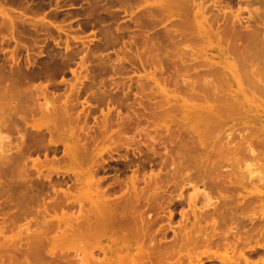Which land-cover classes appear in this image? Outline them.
<instances>
[{
	"label": "rangeland",
	"instance_id": "rangeland-1",
	"mask_svg": "<svg viewBox=\"0 0 264 264\" xmlns=\"http://www.w3.org/2000/svg\"><path fill=\"white\" fill-rule=\"evenodd\" d=\"M32 1L34 2V0ZM32 1L29 2V0H6L5 2L2 3L1 7L6 10L24 12L29 8L31 9H33V7L35 8L36 4L41 2V1H37V3L36 2L33 3ZM125 1L119 0V2H122L121 4V3H118L116 0H77V2L74 4L73 7H71V4H68L67 6L62 5L61 7H59L60 8L59 9V8H56L55 3L49 4L50 0H46L44 3V6L42 5L41 7L47 8L45 9L47 10V14L51 16L52 22L55 23V25L59 28V31L64 35L63 42L59 45V47H56L55 43H53L51 39L48 41L44 37L45 35H41L42 37L39 39L38 43L32 48H30V51L28 52L29 57L37 61H40L42 59H47L48 55L46 54H44V56L40 55L41 52L44 51L45 48H48L49 52L51 51H54V53L59 52L60 57L62 58H66L67 57L66 55H68L70 51H73V52L76 51V52L74 53V56L72 59H69L68 57L66 58L64 62L66 68L63 74H60L58 71H54L53 73L45 74L39 80L33 81V83H31L30 86L27 88H25L26 86L25 87L23 86V88H25V90H23L24 94L26 93V95L30 97V99L25 100L24 98L26 97V95H24V98H23V95H21L22 96L21 101H23V99H24L23 102L27 101L25 102L26 106L25 105L24 106L27 107L28 105H30L27 107V109L29 107L32 109V107H35L34 103H36L37 100H42L41 94L43 93L42 91H44V89H47L45 92L47 93L48 98H51V99L58 98L59 96L63 98L65 97V95H70L73 92L81 91L82 99L80 102H84L85 99H88L87 102L90 101V106H91L90 107L91 116H89L86 124H84L88 130L93 128L97 124L102 125L104 121V116H107V115L111 116L109 117L110 118L109 122H107L108 123L107 139L99 143L98 152L100 151L102 155L105 157V159H109L111 157H113L114 159V162L112 163V165L115 167L112 166L111 168L112 171L109 172L110 174L108 173L106 177L105 175L103 176L104 178H106L105 182H107V179H109V177L113 178V176H114V180H117L116 179L117 177L115 175H119L120 179L118 177L119 179L118 183H116V181L113 182L114 180L112 181L116 185H114L111 182V180H110L111 183L108 181L109 184H113L111 185L112 187H109L110 185L107 183L99 182L98 179H95V184L99 186V189L101 192H105L107 194L111 192L110 190L117 191L119 189L120 191H117V192L113 191L109 194L112 197L108 195L109 200L111 199L118 200L120 197L122 198L126 197L127 198L126 200L131 201L132 203V204H129L130 206H132L134 203L133 205L134 208L132 209V212L137 213V215L138 214L144 215L147 218L152 219V221L156 220L157 223L155 224V226H152V229H151L153 234H157L158 232H160L161 227H164L165 225H167V216L165 215L164 210H162L161 208H164L165 210H167L169 207H174L173 223L175 227H178V225L186 221V219L183 218V215L187 216V219L191 220V217L193 216V214H191V211L193 212L192 205H191V199H193L194 197V194H195L194 189L196 187H198L196 189H199L198 190L199 199L201 198L200 201H202L197 208L198 212L210 211L211 209H213L215 205H217L219 208L220 206L222 207V205L223 207H225L227 206L228 203L227 204H224V203L227 201L234 203V205L232 204L233 207H231L232 206L231 203H230V206L226 207V210L228 212L231 211L230 213L228 212L223 213V211L225 210L222 207L223 208L221 212L222 214H218V216L216 217V222L218 224L216 225L217 227L216 234L219 235V237H216L212 243H207V244L204 241L199 239L200 241L194 244L195 247L194 246L189 247L186 245L184 246L182 244L181 247L184 246L186 251H184L185 250L184 247H183L184 250L183 249L179 250L181 248L180 247L181 244H179L176 246L178 247L177 249L180 251V252L178 251L179 255L176 251L177 249H175L176 251L174 253L175 256L171 257L173 260L170 261L168 259L167 261V259H165L166 261H163L164 264H166L165 262H167L168 264H221L219 263L221 262V259H224V258L228 259L230 256H233L234 258L235 256L234 259L236 260L240 258L242 254L245 256L253 257V260L256 262H254L251 259L250 264L252 262H253L252 264H264V225H263L264 223V210H263L264 209V202H263L264 200V185H263L264 184V143L263 145L261 144L262 141L264 142L263 140L264 138H262L261 136L259 139L257 135L258 133L255 134L257 131H254L252 125L246 124L247 123L246 121L238 118L237 120L231 122V124L227 128H225L226 131L225 130L222 131L221 134L218 135V134H215V132L210 133L211 136L212 134L217 135V137L213 136V137H216L215 140H213L214 139L213 137L211 139V142L215 141L213 142V144H211V142L210 143L208 142V137L210 139L211 136H209V134L207 135L208 137H207L206 144H208V146H210L211 144V148L216 147L215 149H211V148L209 149L208 147L209 149L208 150L206 146L205 150L207 149L206 151L208 152L205 154L207 155H201L202 157L200 159L199 155L200 153L203 154L204 151L200 150L203 152L199 151L198 153L197 152L198 150H197L195 151L197 152V154L195 153L196 155L194 156L191 155L192 158L188 157V159H190L188 160L186 156H190V155H187L188 152H190L188 151L189 150L188 147L190 146V141L192 140L194 142L197 141L195 140L196 135L193 136V134L189 132L191 131L189 127H187L186 129V125H183L185 126V128L183 127L184 131H188V128H189L188 133H185V134H188V135L192 134L191 138H193L192 140L189 139V143L187 142L189 144L188 146H187V143L184 144L185 146H187L188 150L186 149V147L184 148V145L181 144V140H183L182 142H185L184 139H180L179 140L180 143L176 140H175L176 142L172 141L171 147L173 148H169L171 150H168V149H165V147L159 140H155V141L153 140L157 138L158 136L160 137V135L157 136L156 133L150 134V131H154L155 129L160 130V128H163V127L165 128L166 126H168V128L174 127L173 129H175L177 124L181 126L182 116H178L180 114L182 115L181 112L180 114H178L179 112L177 111V113H172L165 117L164 116H159L156 118L154 117L149 122H146V123L144 122L145 119H142V121L144 122L143 125H139V126L132 125L131 121L133 120L134 113L136 114L135 111H138V110L143 111V109H140L142 107L140 106L139 99L147 100L146 98L147 95H143L145 93L142 94V93L137 92V89L140 87V85L137 86L138 81L136 82L135 80H139V81L141 80V82L144 80L142 84L143 87H144L145 81L148 82L146 84L147 86L148 85L150 86L151 83H149V81L151 80L153 84L154 78L155 80L158 81L159 78L158 77L156 78V76L152 74L153 72H152V69L150 68L151 65H153L154 62L156 61L161 62V63L159 62L158 63L162 65V68H164L163 70L171 69L172 71H174L173 66H169L170 64L169 61L172 60L171 57H173V60L177 61L176 64L179 65L177 66L180 68L181 72L183 73L178 72L177 69L175 72L180 73L181 75L185 76L187 74V72L185 71V68L189 67L188 69H186L188 71L190 67L194 65L196 61L199 60L197 59L196 61L194 60L193 62V59H192L193 54L192 56L190 54V52H193L194 48L196 47L195 46L193 48L192 46H194L198 42V39H196L195 38L196 36L194 37L190 33V35H192L197 41V42L195 41L196 43L193 44L191 46L192 49H190L191 47L189 45H191V43H193L194 41L191 40L190 41L191 43L189 44V42H187L184 38L183 39L185 41L182 40V37L179 36L181 35L180 28L179 30H177L178 32L180 31L178 33L179 35H177V33L176 34L167 33L168 35H166L165 32L162 33L163 32L162 29L164 27L169 26V23H167L168 21L165 20L166 18H164L165 16H163V14L160 13L161 17L160 19H158L159 18L158 17L159 12H158V15H156L157 18H155L157 20L155 21L153 20L149 21L148 18H146L147 20H143V17H141L142 20H140L139 18H136V17H138L137 15L141 13L140 11L142 10V7L138 9L139 11H137L138 5L136 6L133 4H137L138 2L135 3L132 0L133 4L131 5L130 4L131 0H129L130 2L129 4L126 3ZM150 1L151 0H149V2ZM208 1L210 0H203L204 3ZM152 2L157 3L159 2V0L157 2L153 0L150 2V4H153ZM238 2H241V1L233 0L230 6L231 10H228L227 13L231 14V13L236 12L237 15L242 14L241 17L243 19L242 22L243 23L245 22L244 24H246V22L248 21L247 25L250 22L249 25L252 26L251 23L254 22V24L252 23L254 25V27L253 26L252 27L256 29V30L254 29V31L259 32V33L260 31H262L263 33L264 32V6L256 4L255 0H248V2L247 0L244 1L246 4L247 3L249 4L251 2L250 3L251 5L243 4V2L242 4L240 3L238 4ZM252 2L253 3L255 2V4L252 5ZM211 4H212L211 2L208 3L210 7H211ZM256 8H258L259 10L257 9L256 11L255 10ZM89 9L95 10L96 13H88L87 11ZM156 12H154V14H156ZM133 17L136 18V20L137 19L138 20L137 21L135 20V22L131 21V19L134 20ZM162 17L165 22L161 20ZM232 17L234 18L233 15ZM233 18L232 20H236V21L238 20V19H235V18L233 19ZM37 19L40 20V17ZM158 21L162 23L157 24ZM165 35L168 37H166ZM183 37H187V33L184 34ZM99 39H102V40L104 39L106 41H109L108 39H110V42H107L105 45V41L102 44L101 40ZM66 41L68 42V46H69L68 51H65V47L67 46L65 45ZM98 41L100 44L99 46H97ZM146 41H148L147 43L151 42L150 47H152V44H153L155 46V49H157L156 51L154 47H153L154 50L147 48L149 50H153L155 54L156 52H158L157 54L158 58L156 57L157 55L153 56L155 61L150 56V55H154V53L149 52V50H148L149 54L147 53L146 54L147 56H145ZM186 42L189 45H187ZM0 45H1V42H0ZM94 45H96L97 48H95ZM185 45L186 47L189 46L188 47L189 49L184 47ZM198 45L200 46V44ZM144 46H145V50H144ZM199 46L198 48L196 47L197 50L195 49V51L193 52L195 55L197 53L196 51H198L199 49ZM8 52H13V47H9ZM138 53H141V54L144 53V56L142 57L141 54L138 55ZM3 54H7V51H4V52L0 51V81L4 77H6L7 73L9 72L7 66L3 65L5 61L2 63L3 60H6ZM24 54L25 53L23 52L22 55ZM198 54L199 53H197L196 56H198ZM203 54L204 55L199 56V58H202V61H204L202 62V64L205 65L209 63V59L205 56L206 55L205 53ZM216 55L217 53H215V57ZM138 56H141V58H139ZM170 58L171 60H169ZM203 58L205 59L207 58L208 60L206 59V61H208V63L207 62L205 63V60H203ZM45 61L48 62L49 59ZM198 63L200 64L201 61L200 62L198 61L196 64ZM199 64L197 65V69H199L198 70L199 72L202 71L204 72V74H206L205 72L207 70L208 72L210 71L211 68L210 69L209 67L207 68V65L206 67H203V68H207V70L203 71V68H202L203 65L202 64L199 65ZM40 67H42V65H40ZM195 67L193 68L192 66V68L190 69L191 74H192L190 76H193V74L195 75L198 72L196 71ZM262 67L264 69V66ZM192 69L193 70L195 69L196 73H193ZM137 71H138V75H137ZM199 72L195 76H198ZM202 72L200 73V75L202 74ZM170 73L169 75L171 77V74L173 72L171 74ZM188 73L190 74V71H188ZM180 74H177L178 76L173 75L174 77L173 76L171 77L173 79H176L177 77L176 80H170L171 79L170 78L169 81L167 80L165 81L164 79L165 84L161 81L164 84L162 86L163 88L161 89H165L169 91L172 94L171 96L179 98V99L181 98L180 100H183V98H186V102H187V96L184 93L183 94L180 93V95L182 94L185 96H182V95L179 96L178 94V91L179 92H181L182 90L186 91L185 90L186 86L184 87V85L187 84V83H184L183 87L181 86V84L183 83L182 80H184V76L182 77V79H180L178 78L180 77ZM204 77L205 75L202 76L201 83L198 80H196V82L195 80L193 81L197 84L200 83L202 85L204 81L210 80V78L205 77L207 78V80L203 81ZM178 79L181 80V81L179 80L181 83L180 82L178 83ZM194 79H197V78L194 77ZM170 81L171 82L176 81L175 83H178V85L180 84V86H178L180 87V89L176 90V88L178 87H174L176 91H173L174 89L172 90L171 88L175 85H173L174 82H172L173 83L172 84L170 83ZM167 82L169 83V85L166 84ZM9 83L10 81H8V83L5 85H10ZM160 84H161L160 81H158V85L161 87L162 84L161 85ZM0 86L4 87V83H1ZM152 86H153L152 88H155L156 90H151L152 88L150 89L149 87L148 89L153 92L154 91L157 92L158 89L156 85L154 86L153 84ZM140 88L142 89V87ZM169 88L171 89V91ZM144 91H147V88H145L143 92ZM147 92L146 94H148V96L157 95L155 92H154L155 94L153 92H148V93ZM173 92H176L178 95H175ZM140 94L145 96L144 97L145 99ZM108 95L110 96L109 101L101 100L103 101L102 103L97 100L98 97H102L106 100ZM154 98L156 99L157 97H154ZM157 99L158 100L156 101L159 102L160 101L159 97ZM177 105H179V103H177ZM25 114L23 113L24 117L26 118L28 115H25ZM176 114L177 116H175ZM119 115L121 117L119 118L120 120L117 119ZM19 118L20 120L22 119L20 116H18L17 119ZM30 118H31V121H30L31 124H34L37 122L41 123V116L39 114L33 117H30ZM18 122L16 120L14 122V125L10 123L11 126H18V128L16 129L17 131H13L10 133L4 132V137H6V143L11 141L14 144L12 145V147L13 146L15 147L16 144L17 145L19 144L17 140H20V138L23 135H25L28 130V127H25L22 121H20V123H22L21 125ZM248 128L251 130H247ZM249 131L251 134L249 133ZM162 135H165L166 138L168 137L165 133ZM227 135H229L228 138H226ZM27 137H28V140H30L28 135ZM45 137L46 138L44 139L43 142L40 141L43 144H41L39 141H38L39 143L37 142L39 145H36L37 144L36 141L32 145L30 141H27L26 139L27 141L26 143L30 144L28 149H31V148L33 149V150L31 149L32 151H29L27 149L28 153L29 152L30 153L33 152V153L30 157V153L25 155L27 151L23 152L24 153L23 155L25 156L22 159L23 162L22 160H20V162L17 161V165L20 164V167H19L20 172L18 170V173H21L22 170L25 169L24 167H26L27 169L25 170L28 171L27 180L26 179L24 180H26L25 181L26 183H29V186L28 184L26 185L28 186V188L30 187L32 196H34L33 197L34 202L29 203L30 208H31V205L33 204L31 209L28 208L29 204H28V207H26L27 205L23 207H24V210L26 208H28L26 210L30 209L31 211L29 210L28 212L30 214L27 216L28 213L26 214L27 212L26 210H25V213H21L19 211L20 214L21 215L23 214L24 217L21 216L19 212L15 213V210L17 212V209L13 211L12 209L13 207L10 206L13 204H10L9 201H5L3 198H1V200L3 199L4 201V202L2 201L3 203L7 202L6 204H8V205L4 204L6 206H2V209L8 206V210L11 209L15 214H17L16 217L18 218V220L16 221L15 219H13L14 216L12 215L14 213L11 210L10 211L13 214L9 215L10 218L7 213L8 212L9 214L11 213L10 211L7 210V208L4 211H6L5 213L7 214L8 217L4 215L5 213L3 214L2 209L0 210V212L4 215L2 216V214L0 213V220L7 219L6 222H9L8 219H10L11 221L13 220L12 222L10 221L11 223L9 222L10 224L9 226L4 227V229L2 230L4 235H1V236L2 237L4 236L3 238H6L9 244L7 243L8 244L7 245L6 242H4L5 244L2 243V245L3 246L5 245L6 247L0 246V264H48L46 263L47 261L45 259H42L43 257H41V255L40 256L35 255L36 253L35 250H34L35 253L33 252V248H35L34 245H32L33 248L30 246V244L27 246V247L30 246L29 249H32V253L34 254L30 252L31 254L29 255L27 253L29 252V249L27 250V247L25 248V246L29 243V241H27V244L25 245L26 239L28 238L29 240L31 239L33 241L34 238H30L31 237L30 235H32V233L34 234L33 231H37V229L41 230L43 228L42 230L46 231L47 227L45 229L44 226L40 224V222H42L40 220L43 219L45 214L48 213V216H52L53 214L58 212L57 213L58 219H62L64 221H67L66 218L75 219L79 215L80 207L86 203V195L83 192V190L81 191L80 189L78 190L76 188H75L76 190L75 189L72 190V188L70 190L69 186L70 185L72 186V183H70L68 178L74 177V174L77 173L78 167L67 159L62 160V158L64 157L63 156L64 154L62 152L63 149H62L61 139L59 138V136L55 134L52 137H49V135H46ZM142 137L146 138L149 141V144L143 145L142 143H140ZM252 137H257L258 139L256 138V140L259 141L260 143L252 141V140H255ZM186 141H188V139H186ZM247 141L248 143H246ZM173 142L175 143V145ZM228 142H229V147H227ZM9 144L10 143H8V145ZM245 144H249L248 151H246L248 145L246 146ZM149 145H153L155 149L157 150L158 154L156 156L153 155L151 150L147 149ZM56 147L60 149L59 150L60 152L56 153L58 154L57 156L56 154L55 155L52 154V151H51L52 149ZM250 147L253 149H251ZM8 148H11V146ZM186 150L188 151L187 153H186ZM35 152H38V153H35ZM49 152L50 154H48ZM192 153L193 152H190V154ZM208 153L209 154L213 153L212 156L209 155V157L211 156L212 158L210 157V159H208ZM27 155H29V158L27 157L28 160L26 158ZM25 159L27 163L24 162ZM186 159L188 161H186ZM156 161L160 162L162 165L160 167L159 166L153 167V163ZM206 161H207V164L206 166L204 165L206 169L205 171V169H203L204 166L202 164L205 163ZM21 162L22 164L25 163L23 164L24 166L21 164ZM200 162H202V164ZM130 163L132 164L131 166L135 167L136 169L129 166ZM0 164L2 166V163ZM200 164L203 166V168H200L202 167L200 166ZM126 165L131 170L128 167H126ZM22 166L23 168L21 169ZM137 166L139 167V169L137 168ZM116 167L118 168L119 173L117 172ZM151 167L155 174H161L163 177V180L162 179H161L162 181L160 180L161 184L159 185L161 188L158 186V187H153L152 189L151 188L147 189L148 186L146 185V183H148L147 179L150 175ZM113 168L116 169V171ZM137 169L139 171L138 172L139 174L135 172L136 175L133 178V173L135 170L137 171ZM199 169L202 171H200ZM259 170H261V172ZM26 171L22 172L21 174L26 173ZM254 171H256V173L258 172L261 174H258V175L253 174L255 175V178L251 177L250 174L255 173ZM202 173H208V174L206 176V174L202 175ZM204 175L206 178L202 177ZM259 178L263 180L261 182L255 181V180H258ZM65 179L69 181V182L66 181V183L68 182L69 184L63 183ZM145 179H146V182H145ZM16 180H14V182L18 183V185L19 184L25 185L23 184L25 183L23 179H22L23 181L21 182H18L19 179L17 178ZM47 180H49V182ZM59 181H60V184L62 183L63 185L64 184L66 185L62 187L57 186V185H60V184H57L59 183ZM209 183H213V185L214 184L215 185L208 186ZM26 185H25V188L27 189ZM135 186H136V190H135ZM128 189L131 195H134L131 192V189L133 190L134 193L136 194L139 193L138 196L136 195L138 198V201H136V199L131 195L123 196L129 193ZM27 190L29 191V189ZM67 190H70V191L67 192ZM56 191L58 195H61L62 192L68 193L69 198L66 200V198L64 197H61V198L56 197L57 193L54 194V192ZM253 196L257 197V199L258 197L263 198V199H260L262 202H260V200L258 199L259 205H257L258 203L254 202V201H257L255 198H253V201H249L251 200ZM1 200H0V203H1ZM242 200L245 203H247V205L245 203L242 204L241 203L243 202ZM221 201L222 202L225 201V202L220 204ZM248 202H250L251 204L257 203L255 204L257 206L256 207L253 206L254 208H251V204ZM3 203H1V205ZM239 204H241V206L244 205L243 206L244 208H245V205L248 206L249 208L246 207V210L241 209L243 207L239 206ZM248 204H250V206ZM55 206H59V208L61 209L58 208L56 211L55 210L53 211ZM238 206L239 208H237ZM68 207L70 209H68ZM121 207L122 209H124L123 206ZM126 207L127 209H129L128 206ZM218 207H215V208H218ZM127 209H124V210L126 211ZM228 209H231V210H228ZM255 209L257 210L252 211ZM46 210L48 211L45 212ZM130 210L131 209H129V212ZM125 211H123V215H129L128 210H127V214H124ZM118 212H122V211H118ZM132 212H130V215H133L135 217L136 215L132 214ZM50 213L51 214L53 213V214L51 215ZM64 215L66 218L64 217ZM123 215H121L120 213V216H123ZM20 216H21V219H20ZM129 217H131V219L134 218L132 216H129ZM126 218H128V216ZM126 218L125 219L123 218L122 221L123 220L127 221ZM213 218L215 219V216ZM128 221H131L132 223V220H128ZM120 222H117L116 227L114 226L108 234L103 233L102 236H104V238H102L100 242L98 241L99 243L97 242V245H98L97 247L102 248L100 252H99V249L96 248V245L94 244L96 248L95 250H92L96 256V257L94 256L95 257L94 259L96 258L99 259L100 264H131L132 262L133 264H136L137 259L139 261L140 256L144 255L146 259L145 257H143L145 260L142 259L140 260V263H137V264H153V262L155 263V261L158 263V261L160 260V257L158 256L160 255H157V254L154 256L151 255L152 257L151 260H150V255H149L151 253L150 249L153 248L152 244L154 245V243L150 244L149 243L150 238L149 239L146 238L147 236L143 237L144 239H142V237L140 238L141 235L144 236L146 233H141V235H138L136 234V232H133L131 227L128 226L129 228L128 229L127 224H126V227L125 226L123 227V224H121ZM6 224L8 225V223ZM52 225L56 226V224H52ZM209 225H211V223ZM38 226L40 228H38ZM55 226L53 227V226L48 225L47 237L38 239L39 241H41L43 245L42 253L43 255L45 254L47 258H50L49 255L53 256L54 258L57 255V253L59 255L61 254V256L58 255L59 256L57 257L58 259L62 258V255L71 256L73 255V253L76 254L78 250L84 247V245H82V242H83L82 240H80L81 244L78 243L79 241L76 239L75 240L77 243L73 242V244H71L72 239L62 238L61 234L57 232L60 229L59 226L58 227L56 226L57 228H59L58 230ZM64 228H65L64 226L63 228H61L62 232L64 231ZM27 230L28 231L30 230V232H28ZM44 231L40 232V234H42L43 236L44 234L46 235ZM37 232L39 233V231ZM39 235H37L38 238L40 237ZM42 239H44V242H42L43 241ZM224 239H228L229 241H225ZM69 240L71 241L70 243H69ZM34 242L35 241H33V243L31 242V244H34ZM67 243H69L71 246H68ZM91 244L93 246V243ZM103 246L106 249H103ZM65 247L66 248L69 247V248L65 249ZM188 247L189 249L187 250ZM97 249L99 252L97 253L99 255L95 252L97 251ZM25 250H27V252ZM126 251L128 252V254ZM227 253L228 255L230 254V256L227 257ZM102 255H105L108 260H104L103 258L105 256H102ZM38 256L39 258L35 259V257H38ZM124 256H127L131 260L124 261L122 259V257ZM147 256H148V259H147ZM108 257L112 260H110ZM153 257H155L156 259H153ZM259 257L261 258V260ZM40 259H42L43 261L45 260V262L41 261ZM65 259H63L64 261L59 260L58 262L56 260L54 264H79L78 262L79 259H76L75 257L71 260L67 258L70 260V262L66 261ZM102 259L104 261H100ZM132 259H134V261H132ZM130 261L132 262L130 263ZM159 263L163 264L162 261H160Z\"/></svg>",
	"mask_w": 264,
	"mask_h": 264
},
{
	"label": "bare ground",
	"instance_id": "bare-ground-1",
	"mask_svg": "<svg viewBox=\"0 0 264 264\" xmlns=\"http://www.w3.org/2000/svg\"><path fill=\"white\" fill-rule=\"evenodd\" d=\"M5 1L6 0H0V42H1L0 51L1 52L7 51V54H3L4 58L6 60H3L2 63L5 61L3 63V65L7 66L9 72L7 73V76L4 77L3 79H1V81H0L1 83H4V87H1L3 85L0 86V160H1L0 163H2V166L0 164V185H1L0 186V200H1V198H3L5 201H9L10 204H13V205H10V204L9 205L11 207H13L12 208L13 211L15 209H17V212L15 210V213H18L19 211L21 213H25V210L30 208L29 203L34 202V198H33L34 196H32V192L30 191V187L28 188L29 183L25 182L27 180L28 171H26L25 169H27V168L24 167L25 169H23L22 172L26 171V173H23V174H21L22 172L18 173V170L20 172V168H19L20 164L18 163L19 165H17V161L20 162V160H22L25 157L23 155L24 154L23 152L27 151V153H25V155H26V154L30 153V152L28 153V150L29 151L33 150L32 148H31L32 150L28 149L30 144H27L26 143L27 141H30V143L33 145V143H35V141H36V143L38 141L43 142L44 139L46 138L45 137L46 135H49V137H52L54 134L59 136V138L61 139V144H62V149H63L62 152L64 154L63 155L64 157L62 158V160L67 159L71 163L75 164L78 167L77 173L74 174V177L68 178L70 183H72V186H74V187H72L70 185L69 186L70 190H71V188H72V190H74L75 188L78 190L80 189L81 191L83 190V192L86 195V203L80 207L79 215L75 219L66 218L65 215H64V217L66 218L67 221H64L62 219H58V217H57L58 212L55 214L52 213L53 215L50 213L52 216H48V213H47L44 215L43 219L40 218L41 219L40 221H42V222H40V224L43 225L45 229H46V227L48 229V225L54 227L55 225H52V224H56V226L57 227L59 226V228H60L59 229L55 226L57 228V230L59 229L61 231V228H63V226H64L65 228H64L63 232L62 231L60 232L59 230L57 231L61 234V237L64 239L65 238L72 239V242L69 240V243L71 242V244H73V242H76V240H78L79 241L78 243L81 244L80 240H82L83 241L82 245H84L83 248L78 250V252L76 254L73 253V255H71V256L70 255L69 256H65V255L63 256L62 255V258L58 259L57 257L61 256V254L59 255L57 253V255L54 258H53V256H51L49 254L48 255L50 258H47L45 254H44L45 256L43 255V253H42V250H43L42 246L43 245H42L41 241L38 240L40 238L47 237V229H46V231H44V230H42L43 228L41 230L44 231L46 233V235L44 234V232H43L44 236L42 234H40V232H42L40 229H37V231H39V233L37 231H33L34 234L31 232L32 235H30L31 236L30 238H34L33 241H35V242H34V244H31V242L33 243V241L31 239H30L31 240L30 241L27 238L28 240L26 239L25 245L27 244V241H29V243L25 246V248L29 244L31 247H32V245H34L35 248H33V247L32 248H33V252H34V250L36 252V253L34 252L35 255H39V256L41 255V257H43L42 259H45L47 261L46 263H48V264H52V263L54 264V262L57 259H58L57 262L59 260L64 261L63 259H65V258H66L65 259L66 261L70 262V260L73 259L74 257L76 259H79V261H78L79 264H100L99 259H97V258L94 259L96 256L92 250H95L96 248H98L99 252H100V250H102V248L97 247L98 246L97 242L98 241L100 242V240L102 238H104V236H102L103 233L108 234L114 226L116 227L117 222L121 221L120 223L123 224V227L124 226L126 227V224H127V228H128V226L131 227L133 232H136V234H138V235H141V233H146L144 236L141 235L140 238L142 237V239H144L143 237L147 236L146 238H148V239L150 238L149 243L150 244L154 243V245L152 244L153 248L150 249V251H151V253L149 254L150 260L152 259L151 255L154 256L157 254V255H160V256H158V257H160V260L158 261V263L160 261H162V263H163V261H166L165 259H167V261H168V259L170 261L173 260L171 257L175 256L174 253L176 251L178 253V251L182 250L185 245L189 246V247L190 246L193 247L194 244L199 242L200 240L204 241L206 244L212 243L216 237H219V235L216 234V232H217L216 225H218L216 222V217L218 216V214H222L221 212H222L223 208L225 210V211H223V213L228 212L226 210V207L230 206V203H231V205L232 204L234 205V203L228 202V201L225 202L226 201L225 200V201H223V202H225L224 204L228 203L229 205L227 204V206H225V207H223V205H222L223 208L220 205H219L220 208L217 205H215L213 207V209H211L210 211L198 212L197 208H198L199 204L202 202V201H200L201 198L199 199V194H198L199 189H196L198 187H196L194 189L195 194H194L193 199H191V205H192V209H193V212L191 211V214H193V216L191 217V220L187 219V216L183 215V218H185L186 221H184L182 224L178 225V227H175L174 223H173L174 207H169L168 209L166 208L167 210H165L164 208H161L162 210H164L165 215L167 216V225H165L164 227H161L160 232H158L157 234H153V232L151 230L152 226H155L157 221L155 219H154L155 221H152V219L147 218L144 215H140V214L137 215V213L132 212V209L134 208V206H133L134 203L132 206H130L129 204H132V203H131V201L126 200L127 199L126 197L125 198L120 197L119 199H121V200L111 199L112 196L109 194L113 191H116V190H110L111 192L108 194L100 191L99 186H97L95 184V179H98V181L101 183H107V184H109L108 181L110 182V180H111V182H112L114 180V176H113V178L109 177V179H107V182H105L106 178L103 177L104 175L106 177V175L112 171L111 170V168L113 166L112 163L114 162L113 157H111L109 159H105V157L102 155V153L100 151L98 152L99 143L107 139V133H108L107 132V126H108L107 122H109V120H110L109 117H111V116L107 115L109 119L107 118V116H104V121H103L102 125L97 124L96 126H94L93 128L88 130L84 124H86L87 119L89 118V116H91L90 115L91 114V108H90L91 106H90V101H88L89 103L87 102L88 99H85L84 102H80L82 99L81 91L73 92L70 95H65V97H63V98L59 96L58 98L51 99V98H48L47 93L45 92L47 89H44V91H42L43 93L41 94L42 100H37V102L34 103V106L36 108L31 106L32 109L30 107L27 109V107L30 105L25 107L26 106L25 102H27V101H25V102H23V101H24V99L25 100L30 99V97H28L26 95V93L24 94L23 90H25V88L29 87L30 84L33 83V81L41 79L45 74L53 73L54 71H58L60 74H63V72L65 71V68H66L65 63H64L66 58L68 57L69 59H72L74 56V53L76 51H74V52L70 51L69 54L66 55L67 56L66 58H62V57H60L59 52H57V53H54V51L49 52L48 48H45L44 51H42L40 55L41 56H44V54L48 55V58H47V59H49L48 62L45 61L47 59H42L40 61L31 59L28 55V52L30 51V48H32L33 46H35L38 43L39 39L42 37L41 35H45L44 37L48 41L51 39L53 41V43H55L56 47H59V45L63 42V36L64 35L59 31V28L55 25V23L52 22L51 16L47 14V10H46L47 8L41 7L42 5L44 6V3L46 0H34V2H36V3H37V1H41V2L36 4L35 8L34 7H33V9L29 8L24 12H16V11L3 9L1 6H2V3ZM30 1H32V0H29V2ZM116 1L118 3L122 4V2H119V0H116ZM133 1L135 3H137V2L138 3L133 4ZM133 1L131 0V3H130L129 0H126L125 2L128 4L130 3L131 5L132 4L136 5V6L138 5L137 11H139L138 9H140L142 7V10L140 11L141 13L138 12L140 14L137 15L138 14L137 13L136 15L138 17H136V18H139L140 20H142L141 17H143V20H147L146 18H148L149 21H151V20L155 21V20H157V19H155V18H157L156 15H158V12H159V15H158L159 18L158 19H160L161 14H163V16H165L164 18H166L165 20L168 21L167 23H169V26L166 25L167 27H164L162 29V31H163L162 33L165 32L166 35H168L167 33H170V34H176L177 33V35H179L178 33L181 31V35H179V36L182 37V40L185 39L187 42H189V44L191 43L190 42L191 40L194 41L193 43H191V45H189L186 42L187 45H189L190 47L197 42L195 40V38L198 39L199 43L198 42L196 43L197 45L200 44V46L198 45L199 46L198 51H196L197 53H199L198 56H196L197 53H196V55L193 53L195 51V49L197 50V48H198V46L196 44L194 46H192L193 48L195 46L197 47V48L196 47L194 48L193 52H190V50H189L191 56L193 54V57H192L193 62H194V60L196 61L197 59H199L198 61L199 62L201 61L200 64H202V62H204V61H202V58H199V56L204 55L203 53H205L206 54L205 56L209 59V63H208V61H206L207 58L206 59L203 58V60H205V63L207 62L208 64H205V65L202 64L203 65L202 68L206 67V65H207V68L209 67V69L210 68L211 69L208 72L207 68H203V71L207 70L205 73L207 74V72H208V74L206 75V74H204V72L201 71L202 74L200 75L201 72H199L198 71L199 69H197V65L199 63L196 64L198 62V61H196V63H195L196 65L194 64L196 67L194 65H192V66H193V68L195 67L196 71L199 72V75H198L199 77L195 76L198 73V72L197 73L195 72V69L194 70L192 69L193 70L192 72L196 73V74L195 75L193 74V76H190V75H192L191 70H190L192 68V66L188 70V71H190V74L186 70L189 67L185 68V71L187 72V74L184 76V75L180 74L183 72H181L180 68L178 67L179 65L176 64L177 61L173 60V57H171L172 60H171V58L169 59L172 61V63H171V61H169L170 64H172V65L169 64V66H173L174 71H172L171 69L170 70L166 69V70L167 71L169 70L168 71L169 73L173 72L172 74L170 73L171 77L173 75L180 74V77H178V78L182 79V77L184 76V80H182L183 83L181 84V86L183 87V84L187 83L184 85V87L186 86V88H185L186 91H184V90H182L183 92L178 91L179 96H181L183 93L187 96V102H186V98H183V100H180L181 98L179 99V98L171 96L172 94L169 91H167L165 89H161V88H163L162 86L165 84L164 79H165V81L166 80L169 81V79L171 77L166 70H163L164 68H162V65L159 64V63H161L160 61L154 62V64L151 65V67H150L152 69V72H153L152 74L154 76H156V78L157 77L159 79L162 78L160 80L158 79V81H160V83L162 85L160 84L161 85V87H160L158 85V81L155 80V78L153 77L154 78L153 84H154V86L156 85L158 90H157V92L154 91L157 95H154V96L152 95V96H153V98L159 97L160 101L158 102V101H156V100H158L157 98L153 99L152 96H148V94H146L147 91L153 92L151 90H156L155 88H152L153 87L152 86L153 84L151 82L152 80L151 81L148 80L149 83H151L150 86L149 85L147 86L146 84L148 82L145 81L144 87L142 85L144 80L142 82H141V80L140 81L135 80L136 82L138 81L137 86L140 85V87H142V89L147 88V91L143 92L144 89L142 90L139 87L137 89V92L142 93V94L145 93L143 95H147L146 98H147L148 102L144 98L145 96L140 94L145 99V100L139 99L140 106L142 107L140 109H143V111L142 110L135 111L136 114L134 113L133 120L131 121L132 125H134V126L143 125L144 122L145 123L149 122L154 117L155 118L159 117V116L165 117V116H168L172 113H177V111L179 112L178 114H180V112H181L182 115L181 114L178 115V116H182L181 126H179V124H177L175 129H173L174 128L173 126H172L173 128L170 127L171 129L168 128V126H166L165 128L164 127L160 128V130L155 129L154 131H150V134L156 133L157 136L160 135V137L158 136L157 138H155L153 140L154 141L159 140L163 144L165 149H168V150H171L169 148H173V147H171L172 141L176 140L179 142L180 139H184L185 142H182L183 140H181V144L184 145L187 142L189 143V139L190 140L193 139V138H191L192 134H193V136L196 135L195 136L196 139L195 138L194 139L197 141H195V142L193 140L190 141V146L188 147L189 150L187 149V146L189 144L187 143V146L184 145V148L186 147V149L188 151L194 153V154L193 153L190 154V152H188L186 150V153L188 152L187 155H190V156H186L187 159H188V157L192 158L191 155H193V156L196 155L197 152L199 153L200 150L204 151L203 154L200 153V155H199L200 159L202 157L201 155H207V154H205L208 152L206 150L208 149V147H209V149L211 148V144H213V142H215L213 140H215V138L217 137V135H213V134L211 136L210 133L215 132V134H218V135L221 134L222 131H224L225 128H227L231 124V122L237 120L238 118L246 121L247 122L246 124L252 125L254 131H257L255 134L258 133L257 135H258L259 139L261 136H262V138H264V71H263L264 69L262 67V66H264V32L262 33V31H260V33H261L260 34L259 32L254 31V29H255V28H253L254 22H252L253 24L251 23V25L253 27L249 25L250 22L247 25L248 21L246 22V24H244L245 22L244 23L242 22L243 21V19L241 17L242 14L237 15L236 12L231 13L235 19H238L237 21L232 20V18H233L232 15L228 14L227 11L231 10L230 6H231V3L233 0H210V1L205 2V3L203 2V0H159V2H157L158 0H154L157 3L152 2L153 4H150V2L153 0H151L150 2H149V0H136V1L133 0ZM240 1L241 2H238V4L239 3L242 4V2H243V4H246L244 2L246 0H240ZM255 1H256V4L264 6V0H255ZM76 2H77V0H50L49 4L55 3L56 8H59L62 5L67 6L68 4H71V7H73ZM210 2L212 3L211 7L208 5V3H210ZM247 2H248V0H247ZM126 3H124V4H126ZM249 4L247 3L246 5H249ZM253 4H255V2L254 3L252 2V5ZM257 9L258 8H256L255 10L257 11ZM87 12L88 13H96V11L93 9H89ZM154 12H156V14H154ZM230 12H232V11H230ZM39 17H40V20L37 19ZM151 17H153L154 19ZM136 18L133 17L134 20L131 19V21L135 22ZM161 20L163 22H165L163 17L161 18ZM158 23H160V22L158 21L157 24ZM179 28H180V31L178 32L177 30H179ZM173 32H175V33H173ZM182 33H183V35L187 33V37H183ZM190 33L194 37L195 36L196 37L194 38L192 35H190ZM160 34H161V32H160ZM179 36H177V37H179ZM166 37H168V36H166ZM188 37H190V38L192 37L193 39L192 38L190 39ZM186 38H188V39H186ZM99 40H101L102 44L105 41V45L107 42H110V39H108L109 41H106L104 39L103 40L99 39ZM147 42L148 41H146V43H145L146 50H145V46H144V50L146 51V53L144 51L145 56H147L146 54L148 53L149 49H153V47L155 49V46L153 44H152V47H150L151 42H149V43H147ZM65 45H67L65 47V51H68L69 46H68L67 41L65 42ZM99 45L100 44L98 41L97 46H99ZM189 46L186 47V45H185L184 47L189 49L188 48ZM9 47H13V52H8ZM94 47L97 48L96 45H94ZM192 47L190 49H192ZM147 48H149V49H147ZM153 50H149V52L154 53ZM155 50L157 51V49H155ZM23 52L26 54V55L24 54L25 56L22 55ZM144 53H142L143 55L141 53H138V55L141 54V56L143 57ZM215 53H217L216 57H215ZM157 54H158V52H156V54L154 53V55H150V56L152 57V59H154L153 56H156ZM141 56H138V57L141 58ZM156 57L158 58V55ZM174 59H176V58H174ZM154 61H155V59H154ZM174 61H176V62H174ZM191 62H192V60H191ZM40 65H42V67H40ZM176 69L180 73L175 72ZM148 74H149V72H148ZM2 75H3V73H2ZM137 75H138V71H137ZM203 75H205V77L210 78V80L208 81L207 78L204 77L203 81L204 80H207V81H204L203 84L201 85L200 83H201V80H202L201 78ZM186 77L187 78L189 77V78L187 79ZM190 77H191V79H190ZM192 77H193V79H192ZM194 77H196L197 79H194ZM136 79H137V77H136ZM176 79H177V77H176ZM176 79L171 78L170 80H176ZM180 79H178V83L181 81ZM193 80H195V82H196V80H198L200 83L197 81L199 83V84H197ZM8 81H10V83H9L10 85H5L8 83ZM185 81H187V82H185ZM172 82H174V81H172ZM172 82L170 81V83H172ZM175 82H174V84L172 83L173 85H175L171 88L172 90L174 89L173 91L180 89V87H178V86H180V84L178 85V83H175ZM166 84L169 85L168 82ZM176 84H177V86H176ZM23 86L24 87L26 86V87L23 88ZM148 87L150 89L151 88L152 89L149 90ZM174 87H178V88H176V90H175ZM31 89H29V90H31ZM37 89H39V88H37ZM171 89H170V91H171ZM138 90H140V91H138ZM22 91H23V93H22ZM173 93L175 95H178L176 92H173ZM180 93H182V94L180 95ZM21 95H23V98H24V95H26L27 98L25 97L23 99V101H21V99H22ZM185 95H182V96H185ZM109 98H110V96L108 95L106 100L102 97H98L97 100L99 102L103 103V101H101V100L109 101ZM34 102H35V100H34ZM143 102H145L146 104ZM177 103H179V105H177ZM25 112H26V114H25ZM23 113L25 115L30 116V117H33V116L39 114L41 116V123L37 122V123L31 124L30 123L31 118L28 116H27L28 118L27 117L25 118ZM18 116H20L22 119L21 120H20V118L17 119ZM175 116H177V114ZM119 118H121L120 115L118 116L117 119L120 120ZM142 119H145V121L143 122ZM14 120L15 121L17 120V122L19 121L18 123H20V121H22L23 125L25 127H28L26 134L23 135L20 138V140H17L19 143L18 145L16 144L19 147H17L15 145V147H17V148H15L14 146L12 147V145H14V144L11 141L8 142V143H10L8 145V143H6V137H4V132L10 133L13 131H17L16 129L18 128V126H11V124H10V123H12L14 125V122H15ZM121 120H123V119H121ZM22 123H20V125ZM183 125H186V129H187V127H189L191 131H189V128H188V131L191 132L192 134H190V135L185 134V133H188V131L183 130V127L185 128V126H183ZM247 130H251V129L248 128ZM163 132L168 136L167 138L165 137V135H162V134H164ZM225 133H227V132H225ZM249 133H250V131H249ZM19 134H20V132H19ZM208 134H209V136H211L210 139L207 136ZM259 134H260V136H259ZM27 135L29 136L30 140H28ZM161 135H162V137H161ZM163 136H164V138H163ZM213 136H216V137H213ZM228 136L229 135H227L226 138H228ZM207 137H208L209 143L211 142L212 137L214 138L212 140L213 142H211L210 146H208V144H206ZM252 138L255 139L252 141L257 142V143L259 142L256 140L257 137H252ZM26 139H27V141H26ZM186 139H188V141H186ZM7 141H8V139H7ZM38 143L36 145H39ZM140 143H142L143 145H146V144H149V141L146 138L142 137ZM246 143H248V141ZM263 143L264 142L262 141L261 144L263 145ZM5 144H7V145H5ZM41 144H43V143H41ZM174 145H175V143H174ZM245 145L246 146L248 145L247 150H246V151H248L249 144H245ZM10 146H11V148H8ZM206 146H207V149L205 150ZM227 147H229V142L227 144ZM215 148L216 147L211 148V149H215ZM147 149L151 150V152L153 153L154 156H156L158 154L157 150L155 149V147L153 145H149L147 147ZM251 149H253V148H251ZM36 150H37V148H36ZM59 150L60 149L56 147V148L52 149L51 151H52V154L55 155L56 153L60 152ZM235 150H237V149H235ZM195 151H197V152H195ZM203 151H200V152H203ZM32 153H30V157H31ZM35 153H38V152H35ZM48 154H50V152ZM57 155L58 154H56V156ZM209 155L212 156L213 153L212 154L208 153V159H210V157H211V156L209 157ZM27 157L29 158V155H27L26 158ZM48 157H47V159H48ZM28 158H27V160H28ZM197 158H198V156H197ZM187 159H186V161L190 160V159H188V160ZM191 161H192V159H191ZM193 161H194V159H193ZM204 161H205V159H204ZM22 162H23V160H22ZM22 162H21V164H22ZM24 162L27 163L26 159ZM200 163L202 164V162H200ZM23 164H25V163H23ZM201 164H200V166H202V165L206 166L207 161L205 163H203L202 165ZM131 165L132 164L130 163L129 166H131ZM161 165L162 164L160 162H157V161L153 163V167L154 166L160 167ZM23 166L21 167V169L23 168ZM203 166L200 168H203ZM205 166L203 169H205ZM113 167H115V166H113ZM126 167H128V166L126 165ZM131 167L135 168L133 166H131ZM128 168H126V169H128ZM137 168L139 169L138 166H137ZM138 169H137V171L136 170L134 171L133 178L136 175L135 172H137V174H139ZM114 170L116 171V169H114ZM150 171H151L150 175L147 179L148 183H146V185L148 186L147 189H149V188L152 189L153 187H158L161 184L160 180L161 179L163 180L162 175L161 174H155L154 171L152 170V167H151ZM200 171H202V170H200ZM205 171H206V169H205ZM259 171L261 172V170H259ZM117 172H118V168H117ZM117 172H116V174H117ZM254 172L255 173L249 172L252 174V175L250 174L251 177L255 178V175H253V174H257V175L261 174L258 172L256 173V171H254ZM25 174H26V176H25ZM203 174H206V176H207L208 173H202V175ZM115 176L117 177V178L115 177L117 180H114L113 182L116 181V183H118V180L120 179V177H119V175H115ZM118 177H119V179H118ZM202 177L206 178L205 175ZM16 178L19 179L18 182H21L24 179H26V180H24L25 183H23V182L22 183L25 185L28 184V186L26 185V187H27V189H29V191L25 188V185H22V184L18 185V183H16L17 182ZM47 179H48V177H47ZM135 179H136V177H135ZM14 180H16V182H14ZM68 180L65 179L63 181V183H66V181H68ZM262 180L263 179L259 178L258 180H255V181L261 182ZM47 181L49 182V180H47ZM145 182H146V179H145ZM57 184H60V181ZM66 184L63 185L61 183L60 185H57V186L62 187V186H65ZM113 184H109L110 185L109 187H112L111 185H113ZM114 185H116V184H114ZM214 185H213V183L208 184V186H214ZM204 186H203V188H204ZM116 189H118V188H116ZM70 190H67V192ZM135 190H136V186H135ZM117 191H120V190L118 189ZM128 192L130 193L129 189H128ZM131 192L134 195H131V193L130 194L127 193L123 196H126V195L130 196L131 195L136 199V201H138L137 196L139 193L138 194L134 193L132 189H131ZM135 192H137V191H135ZM56 193H57V191L54 192V194H56ZM140 194H142V193H140ZM108 195L111 196L110 197L111 200H109ZM259 195H261V194H259ZM4 196H6V197H4ZM54 196H56V195H54ZM56 197H58V198L64 197L67 200L69 198V194L62 192L61 195H58V193H57ZM253 198H255L257 200V201H254L257 203L259 202L258 199L259 200L263 199L261 197L260 198L258 197V199H257V197L253 196L251 198V200H249V201H253ZM3 199L1 200V203L4 202ZM18 200L20 201V203ZM127 202H128V204H127ZM223 202L221 201L220 204H222ZM260 202H262V201L260 200ZM263 202H264V200H263ZM1 203H0V206H1L0 210L2 209V206L8 205V204H6L7 202L3 203L2 205H1ZM15 203L16 204L19 203V204L16 205ZM241 203L243 204L245 202L243 201ZM248 203H250V202H248ZM257 203H253L254 205L250 203L251 208H254L253 206L256 207L257 205H259V203L258 204ZM4 204H6V205H4ZM28 204H29V207H28ZM245 204L247 205V203H245ZM250 204H248V205L250 206ZM255 204H257V205H255ZM233 205L231 207H233ZM246 205L244 208L243 207L244 205L241 206V204H239V206L243 207L241 209H245V210H246V207L249 208ZM18 206H20V207H18ZM23 206H26L28 208H26L24 210ZM32 206H33V204L31 205V208H32ZM121 206H123L124 209H127L126 206H128V208L130 206V208H129V209H131L130 212H132V214L136 215L135 217H137V218H135L133 215H130L129 209H127L129 212V215H123V211H125V210L122 209ZM239 206L237 208H239ZM11 207H9V208H11ZM215 207H218V208H215ZM6 208L8 210V206L2 209L3 214L6 212V211H4V210H6ZM50 208H51V206H50ZM58 208H59V206H55L53 211L54 210L56 211ZM70 208H71V206H70ZM70 208L68 207V209H70ZM228 208H230V207H228ZM59 209H61V208H59ZM234 209H236V208H234ZM234 209H232V210H234ZM241 209H239V210H241ZM10 210L11 209H9L8 211H10ZM29 210H26L27 211L26 214L29 212ZM127 210L125 211L124 214H127ZM228 210H231V209H228ZM256 210L257 209L252 210V211H256ZM11 211H10V213H11ZM47 211L48 210H46L45 212H47ZM118 211H122V212H118ZM20 212H19V214H20ZM230 212L231 211H229L228 213H230ZM13 213L9 214V212H8L7 214L9 216V215H12ZM15 213L12 216H14L13 219H15L17 221L18 218L16 217L17 214H15ZM120 213L124 217L120 216ZM3 214H2V216L6 215V217H8L6 213L4 215ZM26 214H24V215H26ZM29 214L30 213H28L27 216ZM21 216H23V214ZM21 216H20V219H21ZM125 216L126 217L128 216L129 219L126 218ZM129 216H132L134 218L131 219V217H129ZM214 216H215V219L213 218ZM18 217H19V215H18ZM9 218H10V216H9ZM123 218L124 219L126 218L127 221L126 220L122 221ZM128 220H132V223H131V221H128ZM6 221H7V219L6 220H4V219L0 220V246H2V247H6L5 245L4 246L2 245V243H4V242H6V244L7 243L9 244V242H7L8 240H6V238H3L4 236L3 237L1 236V235H4L2 230L4 229V227L10 225L9 222L11 220L8 219L9 222H6ZM124 222H125V224H124ZM6 223H8V225ZM210 223H211V225H209ZM61 225H63V226H61ZM263 225H264V223H263ZM43 226H41V227H43ZM38 228H40V227L38 226ZM28 232H30V230ZM37 235H39L40 237L38 238ZM33 236H35V237H33ZM105 237H107V236H105ZM137 237H139V236H137ZM73 239H74V241H73ZM42 240H43L42 242H44V239H42ZM224 240L229 241L228 239H224ZM69 243H67V245L71 246ZM91 243H93L94 248H93ZM94 244L96 245V248H95ZM179 244H181L180 247L182 246V244L184 246L178 250L177 249L178 247H176V246ZM74 245H75V243H74ZM30 246L27 247V250L30 248ZM189 247L187 248V250L189 249ZM68 248L65 247V249H68ZM98 249H97V251H95L96 253L98 252ZM103 249H106V248L103 246ZM175 249H177V250L175 251ZM184 249H185V247H184ZM27 250H25V251L27 252ZM184 251H186V249ZM30 252L32 253V249H29V252H27V253L30 255L31 254ZM34 253H32V254H34ZM54 254H56V253H54ZM105 254H106V252H105ZM127 254H128V252H127ZM178 255H179V253H178ZM39 256L35 257V259L39 258ZM102 256H105V255H102ZM228 256H230V254L228 255V253H227V257ZM105 257L103 259L108 260L107 257L106 258ZM143 257H145V256L144 255L140 256L139 261L136 258L137 259L136 264L140 263V260L144 259ZM67 258H69L70 260ZM234 258H235V256H234ZM234 258H233V256H230L228 259H225V258L221 259V262H219V263H221V264H250V260L251 259L253 260V257L245 256L243 254L241 255L240 258H238L236 260ZM42 259H40V260L43 261ZM103 259L100 261H104ZM122 259L124 261L131 260L127 256L122 257ZM145 259H146V257H145ZM147 259H148V256H147ZM153 259H156V258L153 257ZM45 260L43 262H45ZM110 260H112V259H110ZM260 260H261V258H260ZM132 261H134V259H132ZM132 261H130V263ZM258 261H259V259H258ZM254 262H256V261H254ZM260 262H262V261H260ZM123 263H125V262H123ZM155 263L158 264L156 261H155ZM155 263L153 262V264H155ZM165 263L168 264L167 262H165ZM131 264H133V262ZM159 264H161V263H159Z\"/></svg>",
	"mask_w": 264,
	"mask_h": 264
}]
</instances>
